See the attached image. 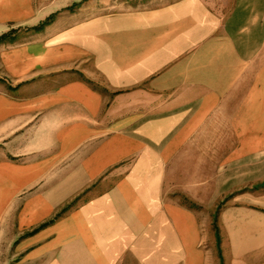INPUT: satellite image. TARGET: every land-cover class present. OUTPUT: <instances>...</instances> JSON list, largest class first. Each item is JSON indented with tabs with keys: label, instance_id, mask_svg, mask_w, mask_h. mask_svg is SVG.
Segmentation results:
<instances>
[{
	"label": "crops",
	"instance_id": "crops-1",
	"mask_svg": "<svg viewBox=\"0 0 264 264\" xmlns=\"http://www.w3.org/2000/svg\"><path fill=\"white\" fill-rule=\"evenodd\" d=\"M116 1L0 0V264H264V0Z\"/></svg>",
	"mask_w": 264,
	"mask_h": 264
},
{
	"label": "rangeland",
	"instance_id": "rangeland-1",
	"mask_svg": "<svg viewBox=\"0 0 264 264\" xmlns=\"http://www.w3.org/2000/svg\"><path fill=\"white\" fill-rule=\"evenodd\" d=\"M116 2H119L120 4L124 3V4H127V5H131V6H137V5L141 4V3L144 4L145 2H147V3L149 2V3H152L155 6H159V5L163 4L164 0H118ZM35 33L38 34L40 32L39 31L34 32V31H32V29H30L28 27H20V28H17L14 31V33L12 34V36L10 38H8V40H6V41H11V42H13V44L17 43L18 45H21V44L27 43L29 41H32L33 38H34ZM55 51L58 54L59 53V48L58 47H57V49L55 48ZM57 54L55 55L56 57H57ZM0 64H1V61H0ZM55 67H54L55 69L53 71H58L59 70V66H55ZM28 80L26 79V80L21 81L20 83H18L17 87H24L25 85H27L28 83L31 82V81H28ZM10 84H11L10 80H8V79H6V80L5 79H0V85H2L4 88H7V87L9 88ZM37 136H39V134H37ZM41 137L43 138V135ZM51 181H53V180H51ZM41 185L36 187V188L27 189V190H24V191L20 192L19 195L16 198V201L18 202V204L21 205L24 202V200L28 199L31 195L42 194L41 192H39L41 190ZM50 188L51 189L55 188L54 184ZM60 194L61 193L46 192V195L48 197H52V196L56 197V195L59 196ZM89 197H91V195H86V194H81V193L73 194L72 196H70V198H68L66 200L67 203L65 202L63 207L65 208L66 206H68L69 208L67 207V209L69 211V210L73 209L74 207H76L79 203L85 201V199H88ZM61 209H63V208H61ZM17 212H18V210L16 208L12 209V210H10L8 212V214L6 216L7 217L16 218V216H18ZM57 212H54L52 214L51 218L55 216L53 218V220L55 218H57L58 216H60L61 213H57ZM59 212H60V210H59ZM216 213H217V211H215V213L213 214V218H215V214ZM37 228H35V229L31 228L30 230L24 231L23 234L26 236L27 234H29L31 232H34Z\"/></svg>",
	"mask_w": 264,
	"mask_h": 264
},
{
	"label": "trees",
	"instance_id": "trees-1",
	"mask_svg": "<svg viewBox=\"0 0 264 264\" xmlns=\"http://www.w3.org/2000/svg\"><path fill=\"white\" fill-rule=\"evenodd\" d=\"M54 19V15H51L47 17L45 20L40 22L36 27L32 28L34 31H40L42 30L45 26L49 25L52 20ZM14 33V30H10L9 32L3 33L0 35V42L8 40Z\"/></svg>",
	"mask_w": 264,
	"mask_h": 264
}]
</instances>
